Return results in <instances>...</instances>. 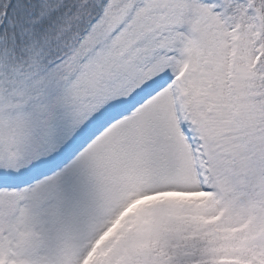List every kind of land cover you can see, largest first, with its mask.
Wrapping results in <instances>:
<instances>
[{
	"label": "snow or ice",
	"instance_id": "6c2138e0",
	"mask_svg": "<svg viewBox=\"0 0 264 264\" xmlns=\"http://www.w3.org/2000/svg\"><path fill=\"white\" fill-rule=\"evenodd\" d=\"M0 264H264V0H0Z\"/></svg>",
	"mask_w": 264,
	"mask_h": 264
}]
</instances>
